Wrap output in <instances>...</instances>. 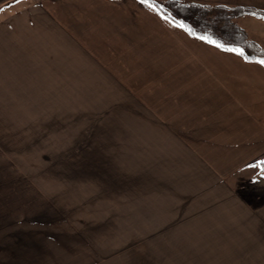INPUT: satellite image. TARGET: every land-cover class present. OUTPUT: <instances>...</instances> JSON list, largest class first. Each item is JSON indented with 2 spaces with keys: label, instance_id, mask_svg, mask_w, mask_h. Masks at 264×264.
Here are the masks:
<instances>
[{
  "label": "crops",
  "instance_id": "0c3cea01",
  "mask_svg": "<svg viewBox=\"0 0 264 264\" xmlns=\"http://www.w3.org/2000/svg\"><path fill=\"white\" fill-rule=\"evenodd\" d=\"M178 1L264 11V0ZM241 19L264 49V19ZM53 83L64 98H139L143 112L156 114L153 129L181 147L156 185L165 194L205 195L187 219L177 203H157L163 252L174 259L189 252L180 264H264V66L193 36L140 0H0V98L36 96ZM38 111L1 104L0 129ZM10 144L0 140V264H112L115 248L105 242L139 239L145 248L147 203L138 239L125 218L109 233L95 231L67 213L78 206L67 201L64 173L55 181L16 173L4 160Z\"/></svg>",
  "mask_w": 264,
  "mask_h": 264
},
{
  "label": "rangeland",
  "instance_id": "374dc122",
  "mask_svg": "<svg viewBox=\"0 0 264 264\" xmlns=\"http://www.w3.org/2000/svg\"><path fill=\"white\" fill-rule=\"evenodd\" d=\"M240 19L238 24L243 27ZM246 32L250 39L258 38L256 30ZM69 93L68 97H62L60 84L53 83L50 89L36 92V96L0 98V105L31 106L39 110L32 115H21L9 129H0V140L13 143L3 147L4 160L12 164L16 173H36V179L52 176L55 181L59 176L56 173H64L70 187L67 201L78 206L67 213L74 217L78 214L82 221L93 223L95 231L100 228L102 233H109L111 224L125 218L132 223L133 239H138L140 226L136 219L141 218L140 206L147 203L149 242L144 249L139 239L117 241L118 245L105 242L107 249L115 248L112 256L109 255V263L180 264L188 261L189 252L183 248L181 258L174 259L163 252L156 241L157 225H153L157 219V203H177L180 218L187 219L191 210L192 214L197 212L190 207L205 195L165 194L158 189L156 173L170 169L167 159L179 155L181 147L168 145L167 133L153 129L156 114L143 112L139 98L77 97ZM5 116L10 123V117L19 115ZM58 187L54 183V190ZM121 214L132 216L133 222ZM260 236L264 239V234Z\"/></svg>",
  "mask_w": 264,
  "mask_h": 264
},
{
  "label": "trees",
  "instance_id": "16d2710c",
  "mask_svg": "<svg viewBox=\"0 0 264 264\" xmlns=\"http://www.w3.org/2000/svg\"><path fill=\"white\" fill-rule=\"evenodd\" d=\"M141 1V0H140ZM158 13L183 25L193 36L220 44V49H237L247 59H264V49L248 37L246 30L238 24L244 16L264 19V11L252 7L209 5L178 0H147ZM264 162V161H263ZM264 170V163H260Z\"/></svg>",
  "mask_w": 264,
  "mask_h": 264
},
{
  "label": "snow or ice",
  "instance_id": "6c2138e0",
  "mask_svg": "<svg viewBox=\"0 0 264 264\" xmlns=\"http://www.w3.org/2000/svg\"><path fill=\"white\" fill-rule=\"evenodd\" d=\"M141 2L142 3H146L147 2V0H141ZM149 7H151V5H149ZM180 27H183V25H179ZM187 30V29H186ZM209 43H214L213 41H208ZM215 46L217 47V48H220V47H222L220 44H215ZM226 51H230V52H236L237 54H241L240 52H239V50H237V49H225ZM257 63L258 64H260L261 66H264V59H261V60H259V61H257ZM261 163H264V162H261Z\"/></svg>",
  "mask_w": 264,
  "mask_h": 264
}]
</instances>
